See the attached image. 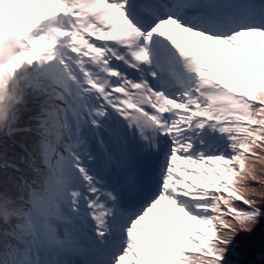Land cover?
<instances>
[{
  "label": "snow or ice",
  "instance_id": "snow-or-ice-1",
  "mask_svg": "<svg viewBox=\"0 0 264 264\" xmlns=\"http://www.w3.org/2000/svg\"><path fill=\"white\" fill-rule=\"evenodd\" d=\"M0 114V264H264V0H0Z\"/></svg>",
  "mask_w": 264,
  "mask_h": 264
},
{
  "label": "clouds",
  "instance_id": "clouds-1",
  "mask_svg": "<svg viewBox=\"0 0 264 264\" xmlns=\"http://www.w3.org/2000/svg\"><path fill=\"white\" fill-rule=\"evenodd\" d=\"M6 118L3 114H0V130H3L5 127ZM12 202H0V221L5 224H8L12 220Z\"/></svg>",
  "mask_w": 264,
  "mask_h": 264
},
{
  "label": "rangeland",
  "instance_id": "rangeland-1",
  "mask_svg": "<svg viewBox=\"0 0 264 264\" xmlns=\"http://www.w3.org/2000/svg\"><path fill=\"white\" fill-rule=\"evenodd\" d=\"M177 171H179V170H177ZM192 179H195V177H193ZM163 204H164V202H162L161 205H159L158 207L163 206Z\"/></svg>",
  "mask_w": 264,
  "mask_h": 264
}]
</instances>
